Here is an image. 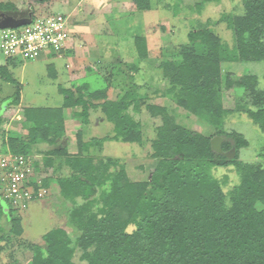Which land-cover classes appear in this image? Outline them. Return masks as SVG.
<instances>
[{
    "label": "trees",
    "instance_id": "trees-1",
    "mask_svg": "<svg viewBox=\"0 0 264 264\" xmlns=\"http://www.w3.org/2000/svg\"><path fill=\"white\" fill-rule=\"evenodd\" d=\"M243 1V15L220 20L234 33V48L201 25L202 29L189 34L190 47L180 48L182 59L166 57L159 69L171 85L168 92L178 90V105L190 114L206 118L215 127L222 126L229 116L246 115L264 135V88L259 78L234 77L230 72L224 76L222 70L223 64L264 62V0ZM36 2L46 4L49 0ZM135 3L141 10L150 9L140 0ZM15 11V4L0 2V13ZM135 46L139 57L147 59V41L136 38ZM18 62L7 59V66H0L2 78L17 85L8 67ZM50 72L54 76L52 67ZM108 89L91 92L89 87L80 88L76 98L72 90L60 88L65 96L63 108L17 111L21 104L19 85L10 103L5 108L0 104V126L17 112L19 121L30 125L26 136L10 135L4 140L5 152L42 155L44 173L40 163L34 164L42 175L41 185H34L36 189L56 187L63 200L71 203L70 222L80 234L73 241L66 229L54 228L41 238L45 248L26 245L32 251L26 264H78L74 261L78 250L87 264H264V163L239 160L240 150L250 145L245 136L218 135L225 139L224 151L236 149L234 159H229L212 150L214 137L193 133L164 107L149 104L152 118H162L153 142L155 163L145 180L133 181L125 167L113 171L110 162L91 154L106 141H143L141 122L130 114L132 108L140 112L142 95L127 90L118 100L102 105L86 100V92H91L94 100H106ZM224 92L234 94V108H226ZM78 107L81 112L75 111L73 116L81 118L84 125L90 109L101 108L107 121L114 124V134L85 141L79 129L77 152L70 154L66 148H58L57 142L66 135L65 110ZM44 146L46 150H42ZM229 166L235 167L241 180L226 193L212 170ZM63 167L68 169L66 175ZM0 208L1 214L6 212L1 204ZM10 224L13 235H22L20 219L11 218ZM5 240L3 232L0 251Z\"/></svg>",
    "mask_w": 264,
    "mask_h": 264
},
{
    "label": "rangeland",
    "instance_id": "rangeland-1",
    "mask_svg": "<svg viewBox=\"0 0 264 264\" xmlns=\"http://www.w3.org/2000/svg\"><path fill=\"white\" fill-rule=\"evenodd\" d=\"M128 0H101V6L93 4L90 0H49L46 4H39L36 0H0L16 5L18 11L9 12L8 15H25L30 11L35 16L67 15L74 14L77 20L93 21V25L99 29L100 54L118 55L119 58L134 56L133 40L136 37H146L147 46L152 57L137 71L132 72L127 60L109 58L110 65L96 66L94 54L90 55V61L96 64L88 66V63H77L71 73L67 74L66 60L53 57L51 51H47L36 60H24L8 58L0 49V66H7V59L18 60L15 66H9L12 78L20 85L21 104L19 108H63L65 96L60 92L61 88L72 90L77 98L80 88L89 91L112 88L106 100L92 99L91 92H86V100L95 105H102L105 101H116L127 90H134L142 95L140 112L130 109V114L141 122L143 141L141 144L106 141L101 147L91 150V154L97 159H104L113 165L116 171L123 167L128 171L133 181L145 180L154 166L153 142L157 137V128L162 126V118H152L147 105L156 104L167 109L168 113L176 118V122L192 131L206 137H215L221 133L241 134L249 141L250 145L239 152V160L245 163H264V135L258 127L252 123L246 115L229 116L222 126H212L204 117L190 114L178 105V90L173 93L169 80L165 79L159 69L160 60L164 57L180 61V48L190 47L189 34L207 26L230 49L236 45L234 33L227 29V24L222 23V18H233L243 15L245 2L243 0H140L142 4L150 5V10L130 11L124 9L123 4ZM115 6V7H114ZM128 8V5L126 6ZM79 11V12H78ZM7 14V13H6ZM71 19V18H70ZM101 28V29H100ZM101 30V31H100ZM2 35L0 31V44ZM103 53V54H102ZM176 56V57H175ZM155 58L158 59L155 60ZM93 59V60H92ZM107 63L106 60H102ZM117 62V63H115ZM50 65L57 70V77L51 76ZM89 67L97 68V71H88ZM93 69V70H94ZM224 76L233 73V76L250 75L257 76L261 88H264V62H241L236 64H223ZM86 71L87 74L85 73ZM137 74V75H136ZM87 75V76H85ZM136 76V79L133 77ZM19 85L2 78L0 74V104L5 108L9 99L14 95ZM86 85L88 87H86ZM108 89V91H109ZM224 92L226 108H234L235 96L232 92ZM81 108L66 109L65 129L66 135L57 142L58 148H66L70 154L77 152V131L82 129L85 141L93 138L102 139L114 134V124L107 121L101 108H91L88 124L84 125L81 118H75L73 112ZM19 113H14L11 119L0 126V154L6 155L4 140L10 135L24 137L29 128L20 121ZM232 146V145H230ZM47 149L46 146L42 147ZM29 157L36 163H40L43 171L42 155L32 153ZM40 172V171H39ZM63 174L68 169L63 167ZM42 173V174H43ZM40 179H42V175ZM212 175L221 182L226 193L230 192L240 183V176L234 166L219 167L212 170ZM56 187L48 189L45 197H38L28 203L27 208L11 206L4 198L6 192L0 188V204L6 210L0 213V236L4 234L8 240L1 243L0 264H18L21 260L28 263L32 257L31 249L26 246L41 245L45 248L42 236L62 227L66 229L70 238L75 241L80 235L70 222L71 203L63 200ZM12 216H9V209ZM262 209V205H257ZM1 211V208H0ZM20 219L22 235L15 236L11 231L10 219ZM132 231V230H131ZM14 254L13 257L11 254ZM82 252L78 250L74 261L78 264H87L81 259Z\"/></svg>",
    "mask_w": 264,
    "mask_h": 264
},
{
    "label": "built area",
    "instance_id": "built-area-1",
    "mask_svg": "<svg viewBox=\"0 0 264 264\" xmlns=\"http://www.w3.org/2000/svg\"><path fill=\"white\" fill-rule=\"evenodd\" d=\"M0 31V49L8 58L36 60L47 51L58 54L65 49L71 37L70 17L33 16L30 24ZM34 164L29 156L0 154V188L6 192L4 198L11 206L21 205L25 209L28 203L48 193V189H36L34 185H41Z\"/></svg>",
    "mask_w": 264,
    "mask_h": 264
},
{
    "label": "crops",
    "instance_id": "crops-1",
    "mask_svg": "<svg viewBox=\"0 0 264 264\" xmlns=\"http://www.w3.org/2000/svg\"><path fill=\"white\" fill-rule=\"evenodd\" d=\"M92 1L93 4H96L99 6H101V0H90ZM128 5V8L126 7ZM124 9L130 10V11H136V10H141L138 8L137 4L135 3V0H128L126 2V4H123ZM115 7V6H114ZM150 10V9H149ZM141 11H147V10H141ZM79 12V11H78ZM70 19V32H71V37L69 39V41L67 42V45L65 47V49L58 54L53 53V57H59L61 59H65L66 60V70H67V74L71 73L72 69H74L75 67V62L77 63H89L90 65L96 64L94 61L91 62L90 61V55L94 54V59L95 61L98 63L96 66H105L108 64V66L110 65V61L109 58L111 60V58H118L121 60H127V63L130 64L131 68H132V72L135 73V71H137L139 68H142V65H144V63H147L152 59L151 57V53L148 50V57L147 59H143L141 57H139L138 55V50L135 46V39L136 38H144L145 40H147L146 37H136L133 40V51H134V56L128 57L127 56L125 58H119L118 55L114 54V55H107V54H100V50H99V40H97V32L98 30L95 29H99L98 27L96 28L93 25V21H89V20H84V21H80L77 20L74 14H68ZM101 29V28H100ZM101 31V30H100ZM148 43V42H147ZM148 47V46H147ZM41 58V57H40ZM165 59V57H164ZM163 59V60H164ZM93 60V59H92ZM102 60H106L107 63H103ZM155 60L158 61L157 58H155ZM160 60V63L163 61ZM152 61V60H151ZM117 63V62H115ZM54 70V76L53 77H57V70L55 69V67L53 65H50L49 70ZM91 68L89 67L88 71H97L98 69L95 68ZM86 71L85 73L87 74ZM137 75V74H136ZM87 76V75H85ZM133 79H136V76L133 77ZM61 88V86H59V89ZM112 91V88L109 89V91L107 92V97L109 96V93Z\"/></svg>",
    "mask_w": 264,
    "mask_h": 264
},
{
    "label": "water",
    "instance_id": "water-1",
    "mask_svg": "<svg viewBox=\"0 0 264 264\" xmlns=\"http://www.w3.org/2000/svg\"><path fill=\"white\" fill-rule=\"evenodd\" d=\"M33 12L30 11L25 17H16L13 15H8L6 13H0V30L7 28H17L30 24L33 18ZM225 139L221 136H216L211 140L212 150L217 154L223 155L229 159H234L236 156V149L232 148L229 151L223 150V143Z\"/></svg>",
    "mask_w": 264,
    "mask_h": 264
},
{
    "label": "flooded vegetation",
    "instance_id": "flooded-vegetation-1",
    "mask_svg": "<svg viewBox=\"0 0 264 264\" xmlns=\"http://www.w3.org/2000/svg\"><path fill=\"white\" fill-rule=\"evenodd\" d=\"M16 17H25V15H21V14H20L19 16H16Z\"/></svg>",
    "mask_w": 264,
    "mask_h": 264
}]
</instances>
